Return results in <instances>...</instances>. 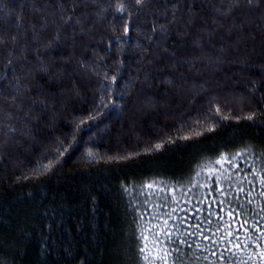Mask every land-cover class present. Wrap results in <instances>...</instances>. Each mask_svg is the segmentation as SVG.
Listing matches in <instances>:
<instances>
[{
  "label": "trees",
  "instance_id": "obj_1",
  "mask_svg": "<svg viewBox=\"0 0 264 264\" xmlns=\"http://www.w3.org/2000/svg\"><path fill=\"white\" fill-rule=\"evenodd\" d=\"M0 264H264V0H0Z\"/></svg>",
  "mask_w": 264,
  "mask_h": 264
},
{
  "label": "rangeland",
  "instance_id": "obj_2",
  "mask_svg": "<svg viewBox=\"0 0 264 264\" xmlns=\"http://www.w3.org/2000/svg\"><path fill=\"white\" fill-rule=\"evenodd\" d=\"M217 171V168H209L208 170H204L203 171V175H208V176H211V175H214Z\"/></svg>",
  "mask_w": 264,
  "mask_h": 264
},
{
  "label": "snow or ice",
  "instance_id": "obj_3",
  "mask_svg": "<svg viewBox=\"0 0 264 264\" xmlns=\"http://www.w3.org/2000/svg\"><path fill=\"white\" fill-rule=\"evenodd\" d=\"M249 2H251V0H249ZM136 3H137L138 5H141V4L144 3V0H136ZM125 31H128V29L126 28ZM141 251H143V249H141Z\"/></svg>",
  "mask_w": 264,
  "mask_h": 264
}]
</instances>
